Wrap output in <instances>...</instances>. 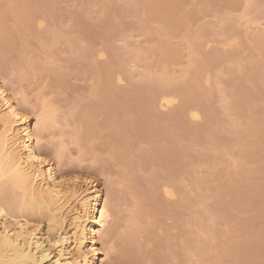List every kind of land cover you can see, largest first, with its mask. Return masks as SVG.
Listing matches in <instances>:
<instances>
[{
    "label": "rangeland",
    "instance_id": "1",
    "mask_svg": "<svg viewBox=\"0 0 264 264\" xmlns=\"http://www.w3.org/2000/svg\"><path fill=\"white\" fill-rule=\"evenodd\" d=\"M159 1L152 18L145 0H0V74L32 104L45 98L61 112L72 109L68 123L44 132L42 143L52 150L60 132L67 140L79 139L68 143L61 169L68 177L92 176L116 197L118 235L105 264H198L200 253L224 248L237 251L240 264H264V50L253 43V34L264 32V0ZM158 22L173 23L166 37L172 49L167 72L176 77L159 87L147 79L158 55ZM236 37L238 44L231 46ZM185 39L200 47L197 69L198 63H186ZM138 49L145 52L134 59ZM48 53L52 58L46 62ZM28 57L35 60L31 67ZM186 68V78L178 77ZM105 75L112 76L111 88ZM162 93L177 100L160 107ZM193 106L201 118L189 116ZM79 123L86 129L77 135ZM237 142L241 152L234 150ZM122 161L133 179L121 175L128 165ZM167 180L176 189L174 200L161 192ZM151 206L160 212L154 220ZM133 214L140 246L118 238ZM188 232L206 244L198 253L185 249ZM213 259L205 264H218Z\"/></svg>",
    "mask_w": 264,
    "mask_h": 264
},
{
    "label": "bare ground",
    "instance_id": "2",
    "mask_svg": "<svg viewBox=\"0 0 264 264\" xmlns=\"http://www.w3.org/2000/svg\"><path fill=\"white\" fill-rule=\"evenodd\" d=\"M145 1H147L148 4L152 5V7H153V8H151L149 6L150 8H148V10L146 9L148 11L149 15L151 16L152 12H154L153 14L157 15L155 13V11L158 8V6L161 5L160 4L161 2L159 0H145ZM143 3H144V0H143ZM170 7H171L170 11L173 12L175 8H173L172 5L169 6V9H170ZM169 9H168V11H169ZM168 11H165L166 14L168 13ZM177 11H178V9H177ZM148 13L146 14L147 16H149ZM178 13L180 14L181 12H178ZM178 13L177 14L175 13L177 15V19L179 18ZM175 14H173V15H175ZM245 17H247V16H245ZM168 18H169L168 21H171L170 17H168ZM177 19L175 18L174 22L178 23L176 21ZM179 19H178V21H179ZM252 22H253V20H252ZM158 23L159 24L155 25V26H157V27H155L156 29L159 28V29H157V33H156L158 36L156 35L157 38H156V40H154V44L157 48L156 53L158 54L157 60H155L156 64L154 65L153 69H151V71L147 70L148 71L147 79H149V80L151 79L152 82L157 87L165 86L169 82L168 79L170 77L168 76V72H167V66H168L167 64L171 63L169 60L172 58L171 57L172 52L170 51L172 49L168 48L169 47L168 46L169 41H167V38H170V35H169V37H167V36H168L169 32L172 30V29L170 30V28L173 25V23H171V22H168V23L163 22V24H161L160 22H158ZM160 28H161V32H160ZM179 28H182L181 24L178 27V29ZM156 29H155V31H156ZM146 31H148V30H146ZM147 34L149 35V33H147ZM143 35H145V34H143ZM253 35H254L253 36V41H254L253 43H255L259 47H262L263 48L262 50H264V32H261V31L256 32ZM156 36L154 35V37H156ZM236 36H237V34H236ZM143 38L145 39V37H143ZM186 39H187V37H186ZM186 39L183 40V41H186L185 43H187V50H186L187 51L186 52L187 62L186 63H188L189 66H192V65L196 66V64L198 63V65L195 67L197 69V68L201 67V65H202L201 63L199 64V62L196 60V56H198L200 54L198 52L200 47L198 48V46L195 45L194 41H192L193 43L188 41L190 38L188 40H186ZM149 41H150V39H149ZM230 43H231V46L237 45L238 44V37H236L234 39V41H231ZM49 46H51V45H49ZM229 46H230V44H229ZM134 47H135V45H134ZM144 52L145 51L143 49H138L137 51H134V53H132L131 56L134 59H140V56H142V54ZM49 55H50V58H52L53 52H52V55L50 53H48V56H47V54H46V57H47L46 58L47 60H45L46 62L49 61ZM27 61H28L29 67L34 65L35 60L33 61V59H31L30 57H28ZM46 62H45V64H46ZM107 63H109V62H107ZM43 64H44V62H43ZM110 67H112V66H110ZM186 70H187V68L180 70V73L177 76L182 77V78L183 77L186 78L185 77ZM99 71H97V76H96L98 78L97 79L98 81L101 80L100 77L98 76ZM195 73H196V71H195ZM197 74H198V72H197ZM229 74H230V72H229ZM142 76L144 77V75H141V77ZM111 77H110V75H108V76L105 75V77H104V81L107 85L109 84V88H111L110 86L113 84V82H112L113 79ZM195 78H197V77H195ZM170 79L176 80V77L173 76ZM118 80H121V79L118 78ZM210 80L211 79L209 78V75H208L205 79V83L208 85V87L210 86ZM111 82H112V84H111ZM215 82H218V81H215ZM219 85H220V83H219ZM208 87H207V89H208ZM94 89H96V88L94 87ZM92 91H93V93L96 94L95 90H92ZM220 91H221V89H220ZM108 92H109V90H108ZM176 100L177 99L175 97L168 95V93L167 94L162 93V94H160V96L158 98V104L157 105H159L160 107L169 106V105L171 106V104L174 103V101H176ZM109 106H110V104H109ZM88 108H90V107L88 106ZM92 108H94V107H92ZM197 108L194 107L191 110H189L188 114L193 119L201 118L199 116L200 114H199V111L197 110ZM87 115H89V114H87ZM71 117H73L72 109H70L69 111L67 109V112H61V110L58 107H56L55 104L51 103L48 99H45V98H41V99H39L38 103L32 104L29 101V99L27 98L25 93H23L22 91L15 90L13 86H10L9 84H7L5 81V78L0 74V264H105L104 259H106L109 255V253L113 250V247H114L113 246V238H114V236L118 235V234H116V235L114 234V227H115L116 222H118L116 220H118V217L120 216L119 214H121L120 213L121 211L119 212V208H118V204H117L118 201L116 203V197L114 196L113 192L110 189H107L106 191L103 190L104 191L103 192L102 189L99 187L100 185H97L95 180L91 178L92 176L91 177H88V176L78 177V175H77V176L68 177L64 173L65 171L61 169V161H62L61 159L65 155V151L68 148V143H70V142H72L73 144L79 143V139H77V138L74 139L72 137V138L68 139V140H70L68 142V140L66 138L67 136L64 135L63 132L62 133L60 132L56 137V143L52 145L53 146L52 150H49L47 148L49 146L48 145L49 142H47L45 144L42 143L44 132L60 128V126L62 124L63 125L67 124L68 118H71ZM85 120H86V118H85ZM111 125H112L111 126L112 129H114L116 124L114 126H113V124H111ZM94 126H96V125H94ZM77 127H78V130H76L77 135H79L80 132H83V129L84 130L86 129L84 127V124H80V123ZM107 127L109 128L110 126H107ZM93 129H92V131H93ZM113 131H116V129ZM115 135H117V134H115ZM250 137H251V135H250ZM105 138L109 139V137H105ZM52 139H54V138H52ZM71 139H73L74 142ZM113 144H112V146H113ZM242 147H243V145H241L240 142H237V144H235V146H234V150L241 152ZM115 149L117 150V148H115ZM108 150H106V151H108ZM90 151L92 154V153H94L95 150L93 151V149L91 150V148H90L88 152H90ZM111 151H113V152H111L112 153L111 155H113L114 150H111ZM117 153H114V154H117ZM125 154H127V156H128V152ZM121 155L122 154L120 153V156ZM113 157H114V155H113ZM119 158H117V159L120 160ZM119 163L120 162L118 161L116 165H119ZM125 163H127V162H125ZM121 166H122V164H121ZM128 166H129V164L121 170V175H123V178H126V179L129 178L131 180V179H133L132 178L133 175L131 174L132 172L129 171ZM109 188H111V187H109ZM174 188L175 187L173 186L172 182H168V180L165 182V184L162 186V191H161V192H163L165 199L174 200L177 198L176 192H175L176 189L174 190ZM135 194H136V192H135ZM136 195H138V193ZM142 198L140 200H142ZM136 199H137V197H136ZM181 199H183V198H181ZM152 202H151V204H152ZM159 204H161V206H162V203L159 202L158 205ZM154 205L156 206L157 204L153 203V206ZM170 205H169V207H173L172 204H170ZM134 206H135V204H133V207ZM150 208H151V210H150ZM150 208L148 210L151 211V217L153 215V217H154L153 220H154V219H156V214L159 211L158 212L156 211L157 212L156 213L155 208H152V206ZM141 209H143V208H141ZM164 210L166 211V209H164ZM169 210H171V209H169ZM133 211H134V209H133ZM145 211H146V209H145ZM138 212H141V211L138 210ZM135 213H137V211H135ZM170 217H172V215ZM198 218H199V216H198ZM151 221H150V224H151ZM156 221H158V218ZM156 221H154L153 224ZM147 222H148V220H147ZM186 223L187 222H185V224ZM153 224H152V226H153ZM186 226L188 227V226H190V224L188 223V224H186ZM192 226L196 227L195 224H192ZM125 227H124L125 229L123 231H122V229H120L121 234H120V237L118 236V238L121 239V241L123 243H131L134 245L136 244L138 246L139 245V239H140L138 217L134 214L131 215L129 217ZM152 228H155V227L153 226ZM187 229H189V228H187ZM199 229H197V230H199ZM193 235H194V233L188 232V235H187L188 239H185L186 241L184 243L185 249H187L189 251V253H198L201 249L200 246L204 245L205 243L202 244L203 241L201 242L198 239L199 238L198 235H197L198 238L196 237V235H194L195 238L190 239V238H193L192 237ZM152 236H153V234H152ZM224 238H226V237H224ZM122 242H120V243H122ZM229 245H231V244H229ZM245 246H246V244H245ZM226 247H228V246H226ZM121 250H122V248H121ZM123 250H124V247H123ZM223 250H224L223 252H216L215 251V253L213 252L214 253L213 255H212V251L210 252L211 254L209 252H207L210 255L200 253L199 257L197 259L198 264H205L206 262H208V261H206V259H208V258H214V259L216 258V260H218L221 263L224 262L225 260H229L230 262H232V264H240L237 251H233V250L231 251L230 249L225 250V248ZM125 252H126V250H125ZM178 255H179V253H178ZM171 256H172V254H171ZM173 257H174V255H173ZM189 257H187V258L190 259L191 257L190 258ZM194 258H196V257H194ZM247 258H251V257H247ZM188 259H187V261H188ZM214 259H213V261H214ZM219 262H218V264H221ZM185 263L188 264L189 262H185ZM107 264H114V263L108 262ZM228 264H230V263H228Z\"/></svg>",
    "mask_w": 264,
    "mask_h": 264
}]
</instances>
